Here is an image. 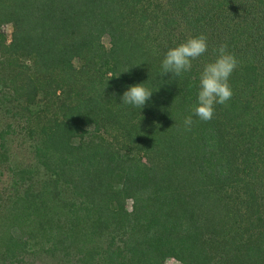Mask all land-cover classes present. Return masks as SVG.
<instances>
[{"label":"trees","instance_id":"obj_1","mask_svg":"<svg viewBox=\"0 0 264 264\" xmlns=\"http://www.w3.org/2000/svg\"><path fill=\"white\" fill-rule=\"evenodd\" d=\"M222 44L233 95L201 121ZM0 264H264V0H0Z\"/></svg>","mask_w":264,"mask_h":264},{"label":"clouds","instance_id":"obj_2","mask_svg":"<svg viewBox=\"0 0 264 264\" xmlns=\"http://www.w3.org/2000/svg\"><path fill=\"white\" fill-rule=\"evenodd\" d=\"M227 47L226 44H222L215 49V59L205 63L199 74L197 102L192 106L191 111L201 121L211 120L215 113V106L226 104L233 95L229 78L238 66V61ZM207 50V37L204 34L188 37L166 52L161 65L163 75L171 73L174 76H180L189 72L193 66L192 62L203 56ZM152 93L144 86V83L134 84L127 88L121 100L125 105L143 108L150 100ZM184 124L186 130L191 129L192 115L185 117Z\"/></svg>","mask_w":264,"mask_h":264},{"label":"rangeland","instance_id":"obj_3","mask_svg":"<svg viewBox=\"0 0 264 264\" xmlns=\"http://www.w3.org/2000/svg\"><path fill=\"white\" fill-rule=\"evenodd\" d=\"M29 145L30 143L23 136L15 137L13 148L16 155L15 157L17 158V160L15 159L16 161H23L27 158L29 154Z\"/></svg>","mask_w":264,"mask_h":264}]
</instances>
